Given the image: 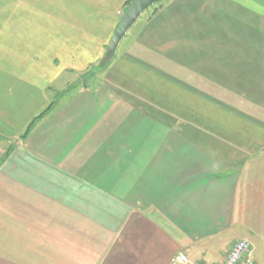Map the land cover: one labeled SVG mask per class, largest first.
Segmentation results:
<instances>
[{
	"label": "crops",
	"instance_id": "1",
	"mask_svg": "<svg viewBox=\"0 0 264 264\" xmlns=\"http://www.w3.org/2000/svg\"><path fill=\"white\" fill-rule=\"evenodd\" d=\"M126 2L0 0V264H264V0H165L99 68Z\"/></svg>",
	"mask_w": 264,
	"mask_h": 264
},
{
	"label": "water",
	"instance_id": "2",
	"mask_svg": "<svg viewBox=\"0 0 264 264\" xmlns=\"http://www.w3.org/2000/svg\"><path fill=\"white\" fill-rule=\"evenodd\" d=\"M165 0H134L124 13L121 22L109 42L106 52L103 55L99 68L107 66L114 58L122 40L126 37L129 30L136 24L141 15L153 6Z\"/></svg>",
	"mask_w": 264,
	"mask_h": 264
},
{
	"label": "built area",
	"instance_id": "3",
	"mask_svg": "<svg viewBox=\"0 0 264 264\" xmlns=\"http://www.w3.org/2000/svg\"><path fill=\"white\" fill-rule=\"evenodd\" d=\"M255 264L253 246L249 239L236 240L230 247L225 260L221 264ZM167 264H202L192 261L188 255L179 253L174 255Z\"/></svg>",
	"mask_w": 264,
	"mask_h": 264
},
{
	"label": "trees",
	"instance_id": "4",
	"mask_svg": "<svg viewBox=\"0 0 264 264\" xmlns=\"http://www.w3.org/2000/svg\"><path fill=\"white\" fill-rule=\"evenodd\" d=\"M134 0H127V2H126V7H129L131 4H132V2H133ZM161 4V3H160ZM159 9V7H155V9H154V12H156L157 10ZM50 108H48L47 110H45V111H43L39 116H37L36 118H34L33 119V121H31L30 122V124L28 125V127H27V129H26V131H25V134H27L31 129H32V127H33V125H34V123L39 119V118H41L48 110H49Z\"/></svg>",
	"mask_w": 264,
	"mask_h": 264
},
{
	"label": "rangeland",
	"instance_id": "5",
	"mask_svg": "<svg viewBox=\"0 0 264 264\" xmlns=\"http://www.w3.org/2000/svg\"><path fill=\"white\" fill-rule=\"evenodd\" d=\"M157 5H158V4H157ZM157 5L153 6V7L151 8V10L149 9V10L145 11V12L141 15L139 22H141V20H144V18H146L147 16H149V14H150L151 12H153V10L155 9V7H156ZM128 8H129V7H127V9H128ZM126 11H127V10H126ZM126 11H125V12H126ZM123 15H124V14H123Z\"/></svg>",
	"mask_w": 264,
	"mask_h": 264
}]
</instances>
